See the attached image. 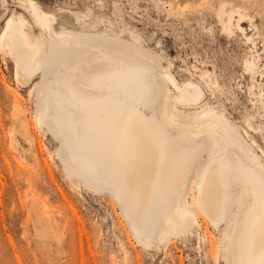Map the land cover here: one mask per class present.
<instances>
[{
    "label": "bare ground",
    "instance_id": "6f19581e",
    "mask_svg": "<svg viewBox=\"0 0 264 264\" xmlns=\"http://www.w3.org/2000/svg\"><path fill=\"white\" fill-rule=\"evenodd\" d=\"M181 1L174 4L175 18L190 11ZM12 4L20 11H11L9 0L0 3L9 14L0 28V51L12 60L17 85L30 88L35 122L56 138L51 158L63 176L110 196L146 249L198 230L204 217L219 232L216 262L264 264V149L256 140L207 104L190 112L207 98L205 91L178 82L154 56L119 40L56 31V16L34 0ZM224 8L216 13L221 31L230 37L237 13L236 28L256 52L255 37L240 26L243 15ZM48 50L57 61L41 59ZM251 57L244 63L247 74L256 72L258 57ZM10 91L11 117L19 122L28 160L39 167L21 98ZM10 133L16 149V133ZM19 171L25 178L37 175L26 167ZM44 173L55 176L48 164ZM25 203L26 228L46 235L52 228L47 203L34 193Z\"/></svg>",
    "mask_w": 264,
    "mask_h": 264
},
{
    "label": "rangeland",
    "instance_id": "374dc122",
    "mask_svg": "<svg viewBox=\"0 0 264 264\" xmlns=\"http://www.w3.org/2000/svg\"><path fill=\"white\" fill-rule=\"evenodd\" d=\"M34 1L56 16V31L119 40L154 56L178 82L189 80L205 91L207 98L199 108L188 111H202L207 104L243 134L246 130L264 149V95L260 97L264 94V0H183L180 4L190 11L177 18L172 14L177 11L176 0ZM9 5L11 11H20L12 6V0ZM220 5L225 6V12L239 10L243 15L240 26L245 34L255 37L256 52H250L236 28L237 13L230 37L221 31L216 15ZM8 16L0 5V28ZM49 51L41 59L57 61L58 56ZM251 55L258 57L255 74H247L244 65ZM14 71L12 60L0 51V264H226L213 258L219 232L204 217L199 218L198 230L146 249L110 196L92 191L79 179L72 181L77 187L73 186L63 176L56 157L52 160L56 138L46 125L35 122L30 88L17 85ZM10 89L21 98L29 134L36 141L39 167L28 160L19 122L11 117L15 97ZM11 131L18 139L16 149L10 143ZM46 164L55 175L52 179L44 173ZM19 167L37 173L26 177L31 184L26 183ZM31 193L47 203L52 228L46 235L30 224L26 228L30 208L25 200Z\"/></svg>",
    "mask_w": 264,
    "mask_h": 264
}]
</instances>
